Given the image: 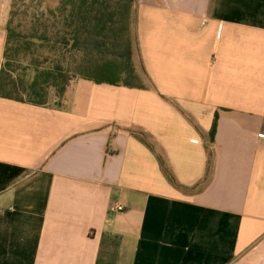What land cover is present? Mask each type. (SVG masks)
Returning a JSON list of instances; mask_svg holds the SVG:
<instances>
[{
  "label": "crops",
  "instance_id": "obj_1",
  "mask_svg": "<svg viewBox=\"0 0 264 264\" xmlns=\"http://www.w3.org/2000/svg\"><path fill=\"white\" fill-rule=\"evenodd\" d=\"M132 33L145 89L0 98V264H264V0H137Z\"/></svg>",
  "mask_w": 264,
  "mask_h": 264
},
{
  "label": "trees",
  "instance_id": "obj_2",
  "mask_svg": "<svg viewBox=\"0 0 264 264\" xmlns=\"http://www.w3.org/2000/svg\"><path fill=\"white\" fill-rule=\"evenodd\" d=\"M31 29L19 32L15 13L7 27L0 98L68 109L79 79L95 84L145 89L134 61L132 12L137 0H53ZM216 114L210 132H217Z\"/></svg>",
  "mask_w": 264,
  "mask_h": 264
},
{
  "label": "rangeland",
  "instance_id": "obj_3",
  "mask_svg": "<svg viewBox=\"0 0 264 264\" xmlns=\"http://www.w3.org/2000/svg\"><path fill=\"white\" fill-rule=\"evenodd\" d=\"M54 5L53 0H13L12 13H15L13 26L19 32H29L32 16H40L42 12ZM142 78L144 83L149 86L148 81L144 77Z\"/></svg>",
  "mask_w": 264,
  "mask_h": 264
},
{
  "label": "built area",
  "instance_id": "obj_4",
  "mask_svg": "<svg viewBox=\"0 0 264 264\" xmlns=\"http://www.w3.org/2000/svg\"><path fill=\"white\" fill-rule=\"evenodd\" d=\"M124 209H125L124 206H118V207H117V210H118V211H123Z\"/></svg>",
  "mask_w": 264,
  "mask_h": 264
}]
</instances>
